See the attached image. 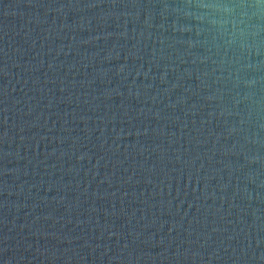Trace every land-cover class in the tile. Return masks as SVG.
<instances>
[{
    "label": "water",
    "instance_id": "water-1",
    "mask_svg": "<svg viewBox=\"0 0 264 264\" xmlns=\"http://www.w3.org/2000/svg\"><path fill=\"white\" fill-rule=\"evenodd\" d=\"M258 2L0 0V264H264Z\"/></svg>",
    "mask_w": 264,
    "mask_h": 264
},
{
    "label": "clouds",
    "instance_id": "clouds-1",
    "mask_svg": "<svg viewBox=\"0 0 264 264\" xmlns=\"http://www.w3.org/2000/svg\"><path fill=\"white\" fill-rule=\"evenodd\" d=\"M261 4H264V0H259V2H258V4H257V7H259ZM239 7L243 8L244 5L241 4V5H239ZM224 10H225V11H229V8H228L227 6H225V9H224Z\"/></svg>",
    "mask_w": 264,
    "mask_h": 264
}]
</instances>
